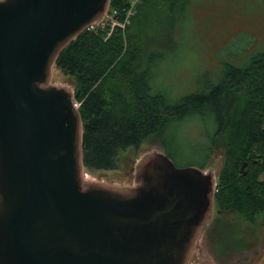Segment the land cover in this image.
Segmentation results:
<instances>
[{
	"label": "water",
	"instance_id": "obj_1",
	"mask_svg": "<svg viewBox=\"0 0 264 264\" xmlns=\"http://www.w3.org/2000/svg\"><path fill=\"white\" fill-rule=\"evenodd\" d=\"M110 1L0 0V264H190L213 215L214 173L164 152L133 186L84 179L79 92L52 76Z\"/></svg>",
	"mask_w": 264,
	"mask_h": 264
},
{
	"label": "trees",
	"instance_id": "obj_2",
	"mask_svg": "<svg viewBox=\"0 0 264 264\" xmlns=\"http://www.w3.org/2000/svg\"><path fill=\"white\" fill-rule=\"evenodd\" d=\"M129 1L111 0L110 9L119 10L124 19ZM178 1L155 0L156 8L161 11V6ZM152 22L147 13L136 21L133 15L126 31L117 29L107 41L98 33L84 31L56 61L55 67L74 79L75 94L79 92L85 169L92 173L116 170L121 154L139 149L150 136L161 138L172 122L212 113L218 127L203 147L206 159L200 168L210 161L213 143L226 149L215 193L217 213L251 219L264 216V53L245 69L229 70L204 92L171 102L162 95H148L145 73H141L147 51L136 32Z\"/></svg>",
	"mask_w": 264,
	"mask_h": 264
},
{
	"label": "rangeland",
	"instance_id": "obj_3",
	"mask_svg": "<svg viewBox=\"0 0 264 264\" xmlns=\"http://www.w3.org/2000/svg\"><path fill=\"white\" fill-rule=\"evenodd\" d=\"M156 6L155 0H149L134 7L135 21L145 13L153 20L151 27L136 32L146 44L141 73H145L150 96L162 95L175 102L204 92L229 70L245 69L264 53V0H179L161 6V11ZM98 34L106 41L111 37ZM52 83L75 90L74 79L56 67ZM217 127L212 113L188 115L172 122L161 138L150 136L139 149L121 154L116 170L85 171L90 179L133 186L138 160L153 152L166 153L179 168H200L206 159L203 147L209 145ZM211 147L205 171L213 172L218 180L226 149L215 143ZM190 264H264V216L251 219L237 213L219 214L214 204Z\"/></svg>",
	"mask_w": 264,
	"mask_h": 264
},
{
	"label": "built area",
	"instance_id": "obj_4",
	"mask_svg": "<svg viewBox=\"0 0 264 264\" xmlns=\"http://www.w3.org/2000/svg\"><path fill=\"white\" fill-rule=\"evenodd\" d=\"M143 0H130V6L128 8L127 14L124 19L120 18V14L118 10H109L104 19L100 22H96L88 27V31L95 33H106L110 37L114 30L117 28L125 29L131 21V16L133 15V10L136 5L141 3ZM74 105L79 108L80 103L75 101ZM86 177L90 179L89 175L86 174Z\"/></svg>",
	"mask_w": 264,
	"mask_h": 264
},
{
	"label": "flooded vegetation",
	"instance_id": "obj_5",
	"mask_svg": "<svg viewBox=\"0 0 264 264\" xmlns=\"http://www.w3.org/2000/svg\"><path fill=\"white\" fill-rule=\"evenodd\" d=\"M202 232V231H201Z\"/></svg>",
	"mask_w": 264,
	"mask_h": 264
}]
</instances>
